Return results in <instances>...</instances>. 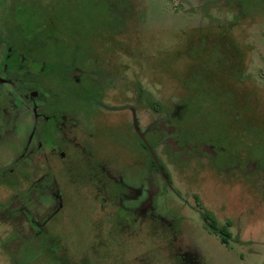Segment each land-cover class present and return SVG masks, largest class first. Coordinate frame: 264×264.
<instances>
[{"label":"rangeland","instance_id":"374dc122","mask_svg":"<svg viewBox=\"0 0 264 264\" xmlns=\"http://www.w3.org/2000/svg\"><path fill=\"white\" fill-rule=\"evenodd\" d=\"M19 1L0 0V34ZM33 2L45 18L42 38L22 43L20 52L46 63H54L58 55L66 64L73 63L78 72H87L84 80H67L65 90L41 78L48 90H39L36 114H50L51 93L61 96L70 140L93 134L95 138L81 140L97 153L109 145L108 150L127 154L131 168H119L117 154L104 170L84 169L78 150L68 146L65 160L56 157L49 185L33 182L35 161L19 177L8 176L17 158L35 146L29 142L31 118L26 113L27 125L21 123L0 145V169L10 179L0 186L1 209L23 212L29 200L36 198V211L44 215L41 225L67 235V255L62 248L65 254L60 256L63 264H264V164L252 146L259 143V134L264 137V0ZM137 98L147 104V110H138V115L142 131L148 130V144L160 170L150 155L146 158L145 153L136 152L135 138L126 144L124 137H133V129L123 120L125 112L92 105L89 100L119 108L134 104ZM24 102L30 108L33 105L29 99ZM179 108L192 117L181 128L199 140L196 144L182 142L186 149L174 148L179 146L169 133L177 126L170 116ZM189 108L196 110L190 113ZM113 118L123 122L113 124ZM213 126L225 132L226 148L215 141V135L221 138L222 134ZM120 130L126 133L120 135ZM81 157L90 162L88 155ZM138 163L144 168L137 167ZM108 174L134 189L135 182H148L147 221L137 225L143 227L141 234L134 228L129 231L130 220L116 216L122 207L118 202L104 205L102 197L96 198L99 180ZM121 190H112V194ZM125 198L126 217L136 216L138 203ZM205 213L218 227L231 221L228 245L211 232ZM14 223L4 219L0 227ZM99 223L105 228L94 230L88 243L80 245L84 235L75 229L91 225L95 229ZM113 228L116 233L109 236ZM60 236L38 249L40 256L33 264H45L43 254L49 248L55 257V249L63 242ZM17 244L9 242L8 250L17 254Z\"/></svg>","mask_w":264,"mask_h":264},{"label":"flooded vegetation","instance_id":"af4514ba","mask_svg":"<svg viewBox=\"0 0 264 264\" xmlns=\"http://www.w3.org/2000/svg\"><path fill=\"white\" fill-rule=\"evenodd\" d=\"M34 4L35 3L33 0H20L18 3H16L13 8H11V11L9 12L4 23L5 27L3 25L4 28H1L2 30L0 34V145H2V141L4 139L9 138L16 131V129L20 127L21 123L23 126L27 125V121H25V118H27L25 115L26 113H28V118H31L30 125L32 130L29 142L35 144L33 151H31L29 154H23L17 158L15 163L12 165L13 167L9 169L8 176L15 175L19 177L24 171H26L27 166L34 164L35 161L32 175L34 178H36V180L33 182H47L49 185V182H53L50 175H53V169L55 168L57 160L56 157H59L60 160H65V150H69L71 147L78 150V155L80 156L79 160L84 169L92 168L97 169L98 171L104 170L106 164H110V158L116 157L117 154L120 155V157L117 161H115V164L119 168H131L128 167L129 165L127 164L130 163L131 160L127 154L118 153L116 149L108 150L109 145L104 146V150H99V154L95 152L91 144H87L88 142L86 143V141L81 140L95 138L93 134H89L87 137V134L83 133V136H76L77 141L74 138L70 140V133L66 130L67 118L65 117L66 112L64 106L62 105L61 96L59 99L58 95L51 93L52 98L51 103L49 104L50 114H36L39 105L37 104V101L41 100V94L39 90H48L47 84L44 85L43 82H41V78L46 77V79L50 81L48 85L51 86L54 82H56V86H59L62 90H65L67 86V80L71 79L72 81L76 80L79 82L86 79L87 72L84 70H79L78 72L73 63L66 64V62L59 58L58 55L54 63H46L44 60L37 61L32 58H28L24 55V53L20 52L19 48L21 47L22 43L26 41L31 43L35 39L41 37L40 34L42 33L43 26L45 25V18L42 16L40 9L36 8ZM4 30H6V33ZM56 62L60 63L58 64ZM26 99H29L33 102L31 108L25 104L24 101ZM89 100L92 105L103 106L107 109H110L111 111L125 112L122 115L123 120L126 121V123H129L133 129V131L130 133V135H133V137L127 135V137H124V139H126V144L135 138V144L138 147L136 152L140 153L141 156H143L145 153L146 158L148 155H150L155 166H158V162L156 161L153 150L148 144V130L142 131L140 116L138 115V110H143V108H146L145 110H147V104L144 103L143 99L137 98L134 101V104H124L122 105L123 107L119 108H116L115 105L110 104L107 106L104 104V102H99L97 100ZM157 104V109L159 110L161 105L160 103ZM137 105H139V109L137 108ZM180 109L181 108H179V112L181 114L176 111V114L170 116L172 117V122H176L175 124L177 126L169 133H171L170 136L172 137L174 144L179 146L175 147L173 145L174 148L186 149L181 147L182 142L185 145L188 142L196 144V142L199 143V140L196 137L193 138V134L181 128V125H185L186 122L190 123L192 117L188 116L187 110L182 112ZM39 118L42 119L40 120ZM113 119V124H121V122H123L121 119ZM159 131H161L160 128ZM105 133L106 131L102 132V134ZM124 133L126 132L120 130V135ZM111 134L114 135V131L111 132ZM113 138L115 139V136H113ZM103 139L106 138L103 137ZM187 149L190 150L191 148L188 147ZM84 154L88 155L90 162H87L86 158L81 157V155L83 156ZM99 155H101L102 158ZM108 155H110L108 158L109 160L106 162ZM37 160L41 162L36 163ZM137 167H140L141 169L144 168L141 163H138ZM159 167L162 168V166H158V168ZM38 173L43 174H40V176L37 178ZM160 173L162 172L160 171ZM108 175L107 177L103 176V180H99L101 186H99L98 191H96V195L98 194L96 198L98 199L102 197L104 205L105 203L118 202L122 207L117 210L116 216L123 217L125 221L130 220L129 231H132V228H134L137 229L135 231L136 234H141L143 227L137 228V225L144 224L147 221L146 213L149 211V208L146 205L148 204L147 202L150 201V192L148 190L149 185L147 184L148 182H135L137 186L135 187L136 189H134L133 185L130 183H128L130 184L128 185L126 182L114 181L111 179L110 174ZM6 180L10 179H7L4 170L0 169V186H4ZM47 183L44 185L48 186ZM90 183H95L94 186L99 184L98 182ZM42 185H40V187ZM118 188L122 189L121 192L118 195L112 194V190L118 191ZM123 188H125V190H123ZM124 196L129 199L134 198L136 203H138V206H135V209H137V211H135L137 213L136 216H130V218L126 217L129 210L122 204ZM117 197H119V199ZM29 203V205L24 206L25 211L23 212H15L14 210L5 212V210L1 209L2 205L0 204V222L4 223V219H12L13 223L15 222L16 225H11V227H3L6 229L12 228L13 232L17 235L26 233L30 235L31 244H35L37 248L36 250L31 251V256L36 262L39 259L40 250L43 249L42 247H47V245L52 244L53 242H50L49 240L52 241V239H54L53 237H58V235H61V238L59 237V239L63 242L60 244V246H57V249H55L57 250L55 257L52 255V249L50 248L48 250L45 249L48 252L45 251L43 255L46 259L44 262L45 264H63L61 262L60 256H63L65 253L67 255V247L65 248L68 243L67 235L55 232L59 230L56 227L42 226L39 221L42 217H44V215H42L43 212L40 213L36 211V206L39 204V202L35 198V201L30 199ZM48 214L50 219L53 212ZM15 215L17 216L15 217ZM122 225L123 224H120L119 226L121 227ZM91 226L88 228L83 227L75 229L84 235L83 241L81 244L78 242V244L85 245V243H88L86 240H90L89 236L94 230L96 231L97 229V231L100 232L105 228L100 227V223L98 226H95V229ZM62 229L65 230L64 228ZM113 229L112 231L109 229V236H112L114 233H116V229ZM56 240L54 239V241ZM62 248L64 251L66 250L65 253H62ZM186 258L187 256L185 255L184 259Z\"/></svg>","mask_w":264,"mask_h":264},{"label":"crops","instance_id":"0c3cea01","mask_svg":"<svg viewBox=\"0 0 264 264\" xmlns=\"http://www.w3.org/2000/svg\"><path fill=\"white\" fill-rule=\"evenodd\" d=\"M2 223V222H1ZM2 230V231H1ZM0 264H33L34 260L31 256V251L36 250V245L31 244L30 235L29 234H22L17 235L13 232L9 234V231H13L11 229H6L3 226L0 227ZM12 236H8L11 235ZM5 236H8V238H5ZM16 243L18 242V250L16 251L17 254H15L14 250L9 251L8 250V243L11 242ZM7 248V249H6ZM29 250L28 262L27 259L24 258V254L26 251ZM19 255V256H18ZM23 255V258L20 256ZM26 260V261H25ZM38 262V261H37Z\"/></svg>","mask_w":264,"mask_h":264},{"label":"trees","instance_id":"16d2710c","mask_svg":"<svg viewBox=\"0 0 264 264\" xmlns=\"http://www.w3.org/2000/svg\"><path fill=\"white\" fill-rule=\"evenodd\" d=\"M191 107V106H190ZM198 108V107H195ZM195 108H193L194 110H196ZM193 109H188L190 113H192ZM193 110V111H194ZM188 113V112H187ZM191 116V115H190ZM209 123L211 122V120L208 121ZM216 123V122H213ZM211 124V123H210ZM213 129L216 131H220L222 136L221 138H219L217 135H215V141L223 148H226V134L225 132L221 129V130H217L216 127L213 126ZM263 133L260 135L259 134V139L261 141H264V137H262ZM260 140L259 143L258 142H254L252 144L253 149H254V155L256 156V158H258V160L264 164V145L260 144ZM204 220L207 222L209 229L211 230V232L214 235H217L220 238V241L223 245H228L229 241L231 239V233L230 231L227 229V226L229 227L231 225V221L229 220L227 223V226L224 227H218L217 226V222L215 219H213L209 214L205 213L204 214Z\"/></svg>","mask_w":264,"mask_h":264}]
</instances>
